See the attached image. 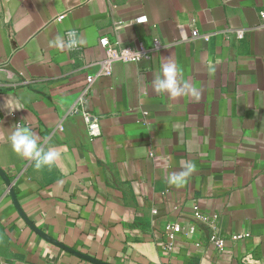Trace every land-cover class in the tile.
Here are the masks:
<instances>
[{
  "label": "crops",
  "instance_id": "crops-1",
  "mask_svg": "<svg viewBox=\"0 0 264 264\" xmlns=\"http://www.w3.org/2000/svg\"><path fill=\"white\" fill-rule=\"evenodd\" d=\"M260 11L264 0H0V264H264ZM192 29L209 39L189 40ZM69 31L83 43L49 46ZM103 36L166 47L96 80L88 107L101 134L90 137L67 112L98 69ZM168 62L199 102L154 92ZM17 124L61 158L36 169L16 154L8 138ZM183 161L195 171L170 184ZM170 223L183 230L168 252ZM238 233L249 235L229 239ZM213 234L226 237L221 251Z\"/></svg>",
  "mask_w": 264,
  "mask_h": 264
},
{
  "label": "built area",
  "instance_id": "built-area-1",
  "mask_svg": "<svg viewBox=\"0 0 264 264\" xmlns=\"http://www.w3.org/2000/svg\"><path fill=\"white\" fill-rule=\"evenodd\" d=\"M112 8L117 7V0H108ZM260 23L258 27H264V11L259 12ZM146 22L145 16H140L134 20V23H144ZM122 27V23H116L115 29ZM243 29H237L235 31V36L237 38H242L244 35ZM209 34H203L197 31V29H192L190 31L189 40L203 39L208 40ZM99 45L104 49L103 58L97 62L98 69L93 74H87L85 76L84 82L79 90L75 102L69 108L67 114L79 115L83 119L87 133L90 137H98L101 134L100 123L97 117L91 114L88 103L90 101L91 92L96 80L102 76H109L112 73V66L116 62H134L142 58L148 57L149 55L163 49L166 47L164 43H161L158 39H154L151 46L146 47L141 43L130 47L121 46L117 43L111 42L107 37H100L98 40ZM0 88H2L0 84ZM196 219L200 221H205L208 223H213L216 219L215 215H207L200 213L195 209L194 215ZM165 230L167 233V239L164 245L166 251H171L175 244L176 235L183 229L177 223H170L165 225ZM195 230L194 225L188 227V232H193ZM248 233H238L229 236V239L237 241L239 239L247 237ZM226 237L221 235L213 234L209 237V242L215 246V248L221 251L224 248V243Z\"/></svg>",
  "mask_w": 264,
  "mask_h": 264
},
{
  "label": "clouds",
  "instance_id": "clouds-1",
  "mask_svg": "<svg viewBox=\"0 0 264 264\" xmlns=\"http://www.w3.org/2000/svg\"><path fill=\"white\" fill-rule=\"evenodd\" d=\"M81 43L83 41L78 38L77 33L69 31L66 38L57 36L49 41V46L59 50H71ZM209 70H214L211 61L209 62ZM152 87L154 92L165 94L172 99L188 95L193 102H199L201 98L198 87L182 81L181 69L172 62L162 64L159 73L154 78ZM5 105L9 112L22 109L21 105L11 101H6ZM8 139L12 150L22 158L33 162L36 169L51 167L61 158V152L58 149L54 147L46 148L27 126L17 124ZM195 167L194 163L183 161L181 171L174 172L169 176V183L176 186L184 184L186 179L195 171Z\"/></svg>",
  "mask_w": 264,
  "mask_h": 264
},
{
  "label": "trees",
  "instance_id": "trees-1",
  "mask_svg": "<svg viewBox=\"0 0 264 264\" xmlns=\"http://www.w3.org/2000/svg\"><path fill=\"white\" fill-rule=\"evenodd\" d=\"M1 90H4V88H0V91H1Z\"/></svg>",
  "mask_w": 264,
  "mask_h": 264
}]
</instances>
